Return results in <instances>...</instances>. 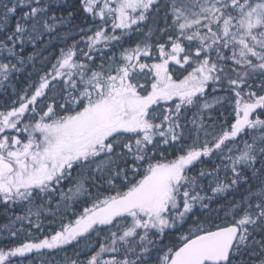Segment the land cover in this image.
I'll use <instances>...</instances> for the list:
<instances>
[{
	"label": "snow or ice",
	"instance_id": "obj_1",
	"mask_svg": "<svg viewBox=\"0 0 264 264\" xmlns=\"http://www.w3.org/2000/svg\"><path fill=\"white\" fill-rule=\"evenodd\" d=\"M0 264H264V0H0Z\"/></svg>",
	"mask_w": 264,
	"mask_h": 264
},
{
	"label": "trees",
	"instance_id": "obj_2",
	"mask_svg": "<svg viewBox=\"0 0 264 264\" xmlns=\"http://www.w3.org/2000/svg\"><path fill=\"white\" fill-rule=\"evenodd\" d=\"M2 219H3V218H2V217H0V223H4V222L2 221Z\"/></svg>",
	"mask_w": 264,
	"mask_h": 264
},
{
	"label": "rangeland",
	"instance_id": "obj_3",
	"mask_svg": "<svg viewBox=\"0 0 264 264\" xmlns=\"http://www.w3.org/2000/svg\"><path fill=\"white\" fill-rule=\"evenodd\" d=\"M3 222H5L3 219H2Z\"/></svg>",
	"mask_w": 264,
	"mask_h": 264
}]
</instances>
